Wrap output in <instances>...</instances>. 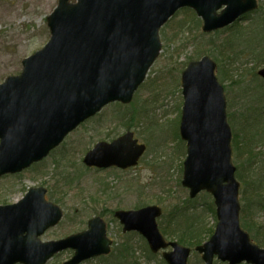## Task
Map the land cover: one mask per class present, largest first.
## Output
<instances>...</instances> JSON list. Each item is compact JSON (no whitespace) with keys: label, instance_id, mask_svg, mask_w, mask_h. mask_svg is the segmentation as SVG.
Returning <instances> with one entry per match:
<instances>
[{"label":"water","instance_id":"obj_1","mask_svg":"<svg viewBox=\"0 0 264 264\" xmlns=\"http://www.w3.org/2000/svg\"><path fill=\"white\" fill-rule=\"evenodd\" d=\"M256 0H58L47 18L45 46L22 61L18 76L0 84V177L14 175L47 157L81 123L111 103L127 105L161 51L160 29L181 9L201 20L203 33L235 23L257 9ZM216 64L209 57L190 62L181 74L179 136L185 142L181 185L190 197L211 195L217 225L197 247L204 264L214 257L228 264H264V249L239 226V183L232 164L231 129ZM264 79V68L258 71ZM145 146L127 132L99 142L82 163L87 168L135 167ZM44 188H31L12 205L0 206V264H45L71 249L65 264L107 256L112 241L105 222L95 217L87 230L42 243L39 237L62 219L45 200ZM157 206L114 214L123 232L145 238L152 253L164 250L167 264H187L191 250L167 243L158 230ZM170 248V251H165Z\"/></svg>","mask_w":264,"mask_h":264},{"label":"rangeland","instance_id":"obj_2","mask_svg":"<svg viewBox=\"0 0 264 264\" xmlns=\"http://www.w3.org/2000/svg\"><path fill=\"white\" fill-rule=\"evenodd\" d=\"M257 2L260 11L264 12V0ZM57 3L58 0H0V84L8 77L19 75L22 61L47 43L50 37L47 17ZM260 11L251 19L255 20L257 15L263 18L264 14L260 15ZM190 21L189 13L178 12L169 20L167 28L159 34L161 52L147 73L142 85L145 87L139 88L132 104L125 105L126 107H118L116 104L106 106L98 115L70 133L60 149L54 151L46 160L19 175L0 179V205L19 201L30 188L44 187L50 192V195L46 196L47 200L55 202L62 209L63 220L57 227L47 231L41 237L42 241L59 240L79 233L86 229L89 219L99 216L107 224V235L114 242V250L119 243L130 240L132 247L136 249L135 255L140 258V264H155L162 260L159 254L151 261H146L144 250L147 247H144L137 237L125 236L109 211L132 210L142 201L170 209L176 204L181 205L187 199V191L180 186L185 153H182L181 147H178L180 143L175 139L179 136L183 102L180 77L189 62L197 61L203 56H209L217 64L208 54L198 56L201 50L208 49L206 41L210 35L201 31V20L198 30L194 29ZM242 25L244 26L243 23ZM199 32L206 36L198 34ZM225 36L220 34L216 39L209 40H215V44H218ZM257 42L262 44L260 52L264 53L262 19L254 24L247 38L239 43L251 48ZM257 54L241 53L242 56H239L235 63V59L231 62L226 57H221L220 66L224 75L228 76L229 72L231 74L223 82L218 78L224 88L226 114L233 116L232 125L227 118L229 126L237 122L243 123L244 115H249L246 108L251 105L256 109L254 111L261 114L257 116L258 122L253 121H256L255 128L264 127V98L258 101L254 99V96H257L256 91L262 92L264 82L260 81L258 76V81L249 76L251 71L257 73L264 67L262 62L260 65L255 64L253 68L252 62L255 58H264V54ZM230 62L232 69L227 66ZM247 69L252 70L246 71ZM238 80L240 81L236 84L234 81ZM245 102L247 103L243 105ZM123 110L126 112H122ZM151 122L160 126L151 129ZM127 128L134 132L139 144L146 146L145 153L136 167L126 171H96L83 167L81 161L84 154L96 142H109L128 131ZM246 128L248 129V125ZM255 152L261 153L259 158L264 159V141L257 146ZM233 165L235 166L234 162ZM258 171L256 170L255 174ZM159 197L168 200L163 207L155 203ZM198 199L202 201V196H198ZM245 208L249 209L248 206ZM253 217L254 224H264L262 210H257ZM214 221V217L205 211L202 220L204 227L213 232ZM71 256L72 252H65L47 264H63ZM188 262L201 264L194 255Z\"/></svg>","mask_w":264,"mask_h":264},{"label":"trees","instance_id":"obj_3","mask_svg":"<svg viewBox=\"0 0 264 264\" xmlns=\"http://www.w3.org/2000/svg\"><path fill=\"white\" fill-rule=\"evenodd\" d=\"M261 8L259 7L257 11L248 14L244 17H241L237 22L233 25L222 29L220 31L214 32L210 35L209 38L216 39L220 34L226 35L224 39H221L218 44H215V40L208 38L206 43L208 44L207 50H201L202 52L198 54V56L202 55H210L212 56L217 62V74L218 78L223 82L224 79L227 80L229 75H224L221 69V57H226L229 61L235 59L234 63L237 61L241 53H261V46L260 43H255L253 47L248 48L244 43H239L242 39L247 38L250 32L254 28V24L262 19L264 23V15L261 16L257 15L255 20H252L251 17L255 14H258ZM184 12L189 13L191 25L194 26L195 30H198L200 26V21L196 18L195 14L188 10H182ZM260 15L264 14L263 11H260ZM176 16V15H175ZM247 22V23H246ZM241 23V24H240ZM244 24V26L242 25ZM246 23V24H245ZM168 24H166L161 30V32L167 28ZM184 29V28H183ZM206 35L202 33H198ZM202 36V37H203ZM203 37V39H204ZM202 40V39H201ZM215 53H217V57H215ZM225 54V55H224ZM207 56V55H206ZM228 63L229 69H232V63ZM264 62V58L256 59L252 62V66L254 68L255 64H259ZM219 64V65H218ZM252 68V69H253ZM259 68V67H257ZM238 69V68H237ZM247 69L246 71L252 70ZM234 71V70H233ZM249 76L252 79L259 80L257 77L256 72H250ZM246 79V78H242ZM241 80V79H240ZM234 81L236 84L240 81ZM220 81V82H221ZM262 81V80H260ZM148 80L146 81L147 84ZM233 82V81H232ZM264 82V81H262ZM145 86H141L144 88ZM140 88V89H141ZM257 96H254V99L258 101L260 98H264V88L262 92L256 91ZM245 102L243 105H245ZM256 104V103H255ZM263 104H261L262 106ZM118 107H123L119 104H116ZM126 107V106H125ZM249 115H244V121L241 124L237 122L235 125L231 126V118L232 115H228V122L231 124L232 130V159L235 163L236 167V178L241 184V193H240V204H241V212H240V224L241 227L250 234L252 241L257 244L258 246L264 247V224L257 225L254 224V213L257 210H262L264 212V159L259 158L261 153H256L255 150L258 145L264 141V127L255 128V122H258L257 116H260V112L254 111L251 105L247 106L246 108ZM264 111V108H263ZM122 112H126L123 110ZM243 112L245 113V109L243 108ZM243 113V114H244ZM123 115V114H122ZM237 115V114H236ZM235 115V119H236ZM256 120L255 122H253ZM252 122V123H251ZM248 125V129L246 128ZM151 129L157 128L160 125L156 124L155 122H151L150 124ZM240 129V130H237ZM130 128H127L129 130ZM175 138L179 141L182 153L184 154V143L180 141L179 136ZM183 147V148H182ZM256 147V148H255ZM256 170H259L256 174ZM248 194V195H247ZM202 201L198 199V196L194 200L186 199L184 202L180 204H176L172 206L170 209L164 208L163 214L159 220L160 230L162 234L168 238V240H176L178 243L192 248L196 245L203 243L209 236L212 235V231L204 227L202 220L204 212H209L215 219V208L213 204V200L210 195L206 193H201ZM199 195V196H200ZM242 196V197H241ZM168 200H164V198H158L155 202L156 204L164 206V203ZM141 204V205H140ZM146 201H142L136 207H141L146 205ZM180 205V206H179ZM248 206L249 209L245 208ZM204 207V208H203ZM108 210V209H106ZM110 214L113 216V212L109 211ZM102 216V214H100ZM133 234L127 235L131 237ZM129 240V238H127ZM139 241L146 247V244L143 239L139 238ZM146 248L144 251L146 253L147 260L151 261L155 258V256L151 255ZM136 249L132 247L130 240L128 242L119 243V245L115 246V250L111 252V254L107 257H101L90 261L88 263H95V264H140L139 257L135 255ZM194 254V253H193ZM195 255V254H194ZM160 264H165L163 260L159 261ZM156 262L155 264H159Z\"/></svg>","mask_w":264,"mask_h":264},{"label":"bare ground","instance_id":"obj_4","mask_svg":"<svg viewBox=\"0 0 264 264\" xmlns=\"http://www.w3.org/2000/svg\"><path fill=\"white\" fill-rule=\"evenodd\" d=\"M234 175H235V174H234ZM234 178H235V180L239 183L238 197L240 198L241 184H240V182L237 180L236 175L234 176ZM180 186H181V184H180ZM181 187L183 188V190L187 191V193H188L187 198H188V199H190V200H194V199L197 197V195H196L195 197H193V198L190 197V190L187 189V188H184L183 186H181ZM45 190H46V194H45V195H46V196H47V194L50 195L49 190H47L46 188H45ZM152 206H154V205H151L150 203H147L146 205L141 206V207H136V206H135L134 209H132V210H133V211H139V210H141V209H144V208H147V207H152ZM160 208H161V207H160ZM214 208H215V205H214ZM161 209H162V211H164V208H161ZM240 212H241V209H240V211H239V217H238V221H239L240 229H241L242 231H244L245 233L248 234V232H246V231L241 227V224H240ZM161 216H162V215H160L158 218H156L155 221H156V224H157L158 230H159V232L161 233V235L163 236V238L165 239V241H166L167 243L176 242L178 245H180V246H182V247L189 248V247H187V246H184V245L178 243L176 240H168V238H166V237L162 234V232H161V230H160V225H159V220H160ZM216 225H217V218H216V208H215V221H214V229H213V233H214V231H215ZM121 231H122V233H123L125 236H126V235H130V234H133L132 236H135V237H137L138 239L141 238V239H143L145 242H147L145 238L140 237L138 234H136V233L133 232V231H129V232H123V230H121ZM213 233H212V235H213ZM212 235H211V236H212ZM248 235H249V234H248ZM211 236H209V237L207 238V240H205L203 243H201V244H199V245H196V246H194V247H192V248H190V249H192V250L195 251V249H196L197 247H200V246H202L204 243H206L207 241H209V239L211 238ZM249 238H250V241H251V243H252L253 245H256V246L259 247L260 249H264V248L258 246L257 244H255V243L252 241L250 235H249ZM147 251H148L151 255L155 256V254L152 253V251H151L149 248L147 249ZM63 253H64V252H62L61 254H63ZM194 254H195V255H194ZM194 254H192V255L196 256L201 264H202V263L204 264V262H203V260H202V258H201V255H199L197 252H195ZM192 255H190V257H191ZM70 260H71V258H70L69 260H67L66 262H64L63 264L69 262ZM187 264H189V263H187Z\"/></svg>","mask_w":264,"mask_h":264}]
</instances>
